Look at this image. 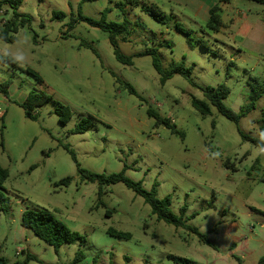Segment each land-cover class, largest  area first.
Listing matches in <instances>:
<instances>
[{
	"label": "rangeland",
	"instance_id": "rangeland-1",
	"mask_svg": "<svg viewBox=\"0 0 264 264\" xmlns=\"http://www.w3.org/2000/svg\"><path fill=\"white\" fill-rule=\"evenodd\" d=\"M79 2L24 0L17 12L28 16L29 23L18 29L13 42L0 39V56L15 59L14 64L0 59V79L13 86L10 93H0V165L8 170L3 184L8 207L0 208V256L9 264L26 254L43 264H70L80 249L84 258L79 264H177L169 254L197 264H240L216 258L195 234L158 221L143 198L122 183L104 187L98 198L97 183L81 181L64 146L73 150L82 169L110 174L126 167L125 175L141 181L146 190L155 184L157 197L169 196L175 214L186 206L187 224L202 234L236 221L242 236L257 235V219L264 217L248 208L264 211V150L242 141L239 131L257 137L264 125V5L249 0L221 5L223 20L233 16L232 24L225 33H215L205 20L192 19L189 8L166 0H98L78 9ZM143 6H155L161 21ZM105 9H110L107 22H122L124 15L129 21L128 41H119L118 48L131 57V65L115 59L106 31L80 19L99 20ZM0 11L1 30L12 10L3 5ZM176 24L191 30L190 37L177 31ZM150 49L157 51L165 69L184 62L194 84L177 73L161 84L151 56L140 55ZM121 82L131 84L136 94ZM220 84L229 88L223 104L236 113L245 107L253 86L260 94L237 125L214 107L201 115L190 103L192 98L203 100L201 88ZM30 91L49 97L34 108V118L26 117L20 106L26 99L20 103L22 95ZM57 105L69 108L66 123L53 113ZM149 108L168 118L178 133L156 124ZM82 119L91 121L87 131L71 133ZM65 177H72L70 184L58 186ZM26 209L50 212L84 236V246L65 243L55 252L20 226ZM109 228L131 238L111 236ZM258 257L243 264H257Z\"/></svg>",
	"mask_w": 264,
	"mask_h": 264
},
{
	"label": "trees",
	"instance_id": "trees-1",
	"mask_svg": "<svg viewBox=\"0 0 264 264\" xmlns=\"http://www.w3.org/2000/svg\"><path fill=\"white\" fill-rule=\"evenodd\" d=\"M24 0H2L0 1V8L3 5H7L9 9L12 10L11 18L5 23L3 28L0 30V39L5 42H13L15 40V34L17 33L20 27L29 23V17L25 15H21L17 12L18 8L22 4ZM98 0H80L78 4V9H80L81 5L85 2H94ZM126 4H131L132 0H124ZM230 0H218V3L213 5L209 9V18L206 21V28L218 33L221 29L226 28L227 25L223 21L222 16L220 14L221 5L229 3ZM261 5H264V0H249ZM122 4L120 1L119 4ZM142 10L153 17L157 21H161L163 17L161 12L155 8V6H143ZM80 11V10H79ZM110 11V9H105L101 13V17L99 20H94L86 17L80 16V19L85 20L92 26L98 27L108 33V39L110 44L113 47V54L115 59L120 62L121 64L131 65L132 59L131 57L125 56L122 54L118 48L119 41H128L129 38V21L123 16L122 22H107L106 15ZM64 14L60 13L59 16ZM177 31L183 33L184 35L190 37L191 30L185 29L180 24H176ZM196 43L200 44L203 48L204 43L202 40L197 39ZM140 55H150L151 62L154 70L159 76V81L161 84H164L168 79L172 77L173 74H181L188 78L192 84H194L191 80V68H185L184 62H179L177 64L172 65L169 69H165L162 66L160 61L159 55L155 49L147 50ZM1 60H9L13 64L15 63V59L7 56L2 55L0 56ZM26 72L29 73L31 76L35 77L39 82H41L40 77L38 74L31 70L26 69ZM257 82V81H256ZM10 84V80H6L0 84V93L3 95L7 94V88ZM121 86L123 89H126L131 94H136L135 89L133 86L127 82H121ZM203 92V100L192 98L190 103L192 107L198 111L201 115H209L210 108L214 107L219 114L224 116L226 119L234 122L236 125L241 116L245 113L250 111L253 106L255 100L260 95L256 91V87L253 86L250 90L249 95L247 96V103L245 107H243L239 113L232 111L231 109L225 107L223 104V100L227 97L229 93V88L224 85L220 84L217 87H205L201 88ZM264 92V89H262ZM49 101V97L44 93H38L37 91H30L26 99L20 104V106L24 109L25 116L28 118H34V114L32 113L36 106H40L45 104ZM53 113L58 117V120L61 123H66L69 118L71 117L70 110L67 106L64 105H57L53 110ZM148 116L155 119L156 124H162L165 127L169 128L172 133H178L175 129V126L171 123L168 118L161 117L156 111L152 109L147 110ZM90 120H80L71 130V133H84L90 126ZM242 141H247L252 143L255 147L264 150V125H261L259 129V133L257 137H252L250 135L243 134L239 131ZM65 150L70 154L71 159L76 165L77 173L80 176L81 181L86 183H97L98 185V198H100L102 194V190L104 187H108L110 185H114L117 183H122L126 188L132 190L137 195L141 196L146 204L150 207V213L156 217L158 221H163L168 225H172L176 228H183L193 234H195L198 240L207 245L214 250H218V247L209 239L208 235L202 234L198 231L197 228L187 224L189 218H185L186 213V206L183 205L179 209V214H175L171 208V199L169 196H166L162 199L157 197L156 194V185L154 184L150 190H146L141 181H134L128 178L125 175L124 167L121 171L116 173L110 174H97L90 172L88 170L82 169L79 166V163L76 160L75 154L72 149L69 148L68 145L64 146ZM258 162L256 160L253 166ZM229 163H225V166L228 167ZM232 167V166H231ZM232 170H235L233 167ZM8 178V170L0 165V208L2 210L7 209L8 207V200L4 195V188L3 184ZM72 177H65L58 182V186L66 187L70 184ZM261 180H264L262 178ZM252 211L256 213L264 215V211L258 210L254 207H250ZM112 212L106 210L105 214L110 216ZM194 215L191 214L189 217H193ZM20 226L24 229L31 230L35 236H37L40 240L44 241L46 244L53 247L54 251L57 252L58 249L65 243H77L80 247L84 246L85 244V237L79 234L76 231L70 230L66 227L61 221L57 220L50 212L43 211V210H29L26 209L21 213L20 217ZM107 233L111 236H114L118 239H130L131 234L128 232L117 231L114 229H107ZM168 257L173 260L177 264H197L194 260L187 259L180 256H175L169 254ZM84 258V254L82 250L78 249L73 257V260L70 264H79ZM30 261H36L39 264H43L39 259L32 254H26L22 261H17L13 264H28ZM0 264H9L7 259L0 256ZM257 264H264V256H262Z\"/></svg>",
	"mask_w": 264,
	"mask_h": 264
},
{
	"label": "crops",
	"instance_id": "crops-1",
	"mask_svg": "<svg viewBox=\"0 0 264 264\" xmlns=\"http://www.w3.org/2000/svg\"><path fill=\"white\" fill-rule=\"evenodd\" d=\"M171 3L184 5L186 8H189L191 12L192 19H202L207 21L209 18V9L218 3V0H166ZM233 17V16H232ZM232 17L228 19V21H224L227 25L226 28L221 29L219 32H226V30L230 29V25L232 24ZM241 18L246 19L247 15L244 14ZM223 19V18H222ZM218 32V33H219ZM4 82L0 79V84ZM13 89L12 83L9 84L6 89L11 92ZM3 98H5L3 96ZM26 98V96L22 95L20 99V103ZM251 213H256L252 211L250 207L248 208ZM262 217L264 215L256 213ZM218 224V223H217ZM217 226V225H216ZM216 226L213 228L214 233H209V239L218 247V250L213 251L216 253L215 257L228 262L229 258H233L238 261L240 264H243L247 259L253 257L254 255H258V260L264 256L262 254V249H264V218L257 219V229L258 234L251 233L253 236L244 237L242 233L238 231V223L236 221H231L229 223H221L218 228ZM212 236V238H211ZM213 236L216 237V240L213 239ZM208 256V254H207ZM205 256V257H207ZM256 262V263H257Z\"/></svg>",
	"mask_w": 264,
	"mask_h": 264
},
{
	"label": "built area",
	"instance_id": "built-area-1",
	"mask_svg": "<svg viewBox=\"0 0 264 264\" xmlns=\"http://www.w3.org/2000/svg\"><path fill=\"white\" fill-rule=\"evenodd\" d=\"M1 9V8H0ZM1 12V11H0ZM22 250H17V254L20 253Z\"/></svg>",
	"mask_w": 264,
	"mask_h": 264
}]
</instances>
